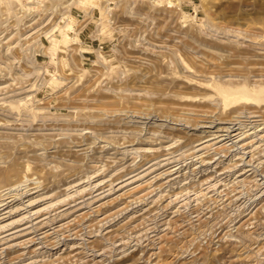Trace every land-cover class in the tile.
Instances as JSON below:
<instances>
[{
    "label": "rangeland",
    "instance_id": "obj_1",
    "mask_svg": "<svg viewBox=\"0 0 264 264\" xmlns=\"http://www.w3.org/2000/svg\"><path fill=\"white\" fill-rule=\"evenodd\" d=\"M0 51V264H264V99L214 92L264 0H0Z\"/></svg>",
    "mask_w": 264,
    "mask_h": 264
},
{
    "label": "bare ground",
    "instance_id": "obj_2",
    "mask_svg": "<svg viewBox=\"0 0 264 264\" xmlns=\"http://www.w3.org/2000/svg\"><path fill=\"white\" fill-rule=\"evenodd\" d=\"M67 3V2H66ZM70 2H68V4H69ZM29 26V25H28ZM30 27V26H29ZM31 28V27H30ZM51 28V27H50ZM11 38H12V36H11ZM10 38V39H11ZM67 38H68V36H64V40L63 41H66L67 40ZM6 49V48H5ZM9 49V48H8ZM11 49V48H10ZM9 49V50H10ZM6 52V51H5ZM9 52V51H8ZM0 53H1V51H0ZM1 55V54H0ZM248 56H250V55H248ZM235 57V56H234ZM244 58H247V57H244ZM257 58H259V57H257ZM256 58V59H257ZM5 60V59H4ZM6 63V62H5ZM239 63V62H238ZM237 66L238 65H240V64H236ZM250 65V64H249ZM255 65V64H254ZM253 65V66H254ZM221 66V65H220ZM242 66V65H241ZM256 66V65H255ZM264 66V65H263ZM1 67V66H0ZM6 67V66H5ZM229 67V66H228ZM230 68V67H229ZM228 68V69H229ZM261 68V67H260ZM5 69H7V68H5ZM230 71H231V69H229ZM261 70V69H260ZM232 72V71H231ZM230 72V73H231ZM260 72V71H259ZM262 74V73H261ZM195 82V81H194ZM181 84V83H180ZM178 85V84H177ZM183 85V84H182ZM200 85H202V84H200ZM208 86H209V84H208ZM4 87V86H3ZM211 87V86H210ZM9 88H10V86H9ZM120 88V87H119ZM245 86L244 87H242V88H240L239 90H238V92H237V94H232L230 91H228L226 88H221V87H215L214 88V92L217 94V95H219L220 97H221V100H222V102L223 103H225L227 106H231V107H239L240 108V110L238 109V111L237 112H240L241 111V108H243V106H244V104L245 103H247V102H249V101H252V100H254V101H256V100H261V99H264V87H261V86H258V87H254V88H252V89H248V90H245ZM3 90H4V88H3ZM7 90V89H6ZM78 97V96H77ZM84 98V97H83ZM94 98V97H93ZM161 99H162V97H160ZM164 98V97H163ZM199 98V97H198ZM21 99V98H20ZM27 99V98H26ZM81 99H82V97H81ZM80 99V100H81ZM85 99V98H84ZM90 99V98H89ZM113 99V98H112ZM115 99V98H114ZM113 99V100H114ZM79 100V101H80ZM92 100V99H91ZM100 100V99H99ZM103 100V99H102ZM105 100H106V98H105ZM104 100V101H105ZM134 100V99H133ZM135 100H137V99H135ZM23 101V100H22ZM82 101V100H81ZM93 101V100H92ZM104 101L103 102H100L101 103V108L103 109V108H106V107H104L103 105V103H104ZM116 101V100H115ZM160 101H162V100H160ZM172 101V100H171ZM105 102H108V101H105ZM135 102V101H134ZM213 102H216V99L213 101ZM220 102V101H219ZM20 103V102H19ZM99 103V102H98ZM98 103H96V104H98ZM170 103V102H169ZM21 104V103H20ZM103 104V105H102ZM133 104V103H132ZM159 104H162V105H164V106H166L164 103H159ZM207 104V103H206ZM15 105V104H14ZM72 105V104H71ZM98 105H100V104H98ZM151 105H153V104H151ZM156 105V104H155ZM179 105V104H178ZM239 105V106H238ZM248 105V104H247ZM22 106V105H21ZM154 106V105H153ZM152 106V107H153ZM161 106V105H160ZM163 106V107H164ZM174 106V105H173ZM195 106V105H194ZM254 106V105H253ZM14 107V106H13ZM16 107V106H15ZM78 107H80V106H78ZM86 107V106H85ZM84 106H83V108H85ZM176 107H178V106H176ZM176 107H172L171 106V104H169V108H170V110H172V109H174V108H176ZM181 107V106H180ZM184 107V106H183ZM183 107H182V109H183ZM186 107V106H185ZM190 107V106H189ZM201 107V106H200ZM199 107V108H200ZM208 107V106H207ZM217 107V106H216ZM216 107H214V108H216ZM247 107V106H246ZM82 108V107H81ZM96 108H99V110H100V106H97ZM109 108L110 107H108V112L110 111L109 110ZM117 108V107H116ZM136 108V107H135ZM166 108H167V112L169 111L168 110V107L166 106ZM165 107H164V110L166 109ZM172 108V109H171ZM188 108V107H187ZM186 108V109H187ZM195 108V107H194ZM203 108V107H202ZM214 108H213V110H214ZM253 108V107H252ZM252 108H250V111H252ZM254 108H255V106H254ZM89 109V108H88ZM92 110H94L93 108H91ZM100 110V111H102L103 112V110ZM155 110H156V107L154 108ZM180 109V108H179ZM178 109V110H179ZM192 109V108H191ZM197 109V108H196ZM196 109L194 110V111H196ZM257 109V108H256ZM76 110V109H75ZM96 110H98V109H96ZM106 110V109H105ZM104 110V111H105ZM111 110H112V107H111ZM163 110V111H164ZM175 110V109H174ZM174 110H173V112L171 113V114H173V116H174V114H177L178 113V111H177V113L175 112L174 113ZM198 110V109H197ZM209 110V113H211V109L209 108L208 109ZM212 110V111H213ZM221 110V109H220ZM243 110V109H242ZM248 110V109H247ZM258 110V109H257ZM77 111V110H76ZM176 111V110H175ZM200 111V110H199ZM202 111V110H201ZM204 111V110H203ZM219 111V110H218ZM246 111V110H245ZM263 111H264V108H263ZM89 112V111H88ZM111 112V111H110ZM167 112H165V114L167 113ZM171 112V111H170ZM188 112V111H187ZM193 112V111H192ZM206 112H207V110H206ZM38 113H39V111H38ZM73 113V112H72ZM71 113V114H72ZM182 113V112H181ZM194 113V112H193ZM204 113V112H203ZM246 113H247V111H246ZM263 113V112H262ZM15 114V113H14ZM75 114V113H74ZM79 114V113H78ZM85 114H86V112H85ZM84 114V115H85ZM94 114H96V113H94ZM98 114V113H97ZM102 114V113H101ZM105 114H108V113H105ZM183 114V113H182ZM199 114V113H198ZM207 114V113H206ZM227 114V113H226ZM232 114L235 116V114L232 112ZM250 114H253V112L252 113H250ZM255 114V113H254ZM253 114V115H254ZM41 115V114H40ZM69 114H67V116H68ZM89 115V114H88ZM230 115V114H229ZM252 115V116H253ZM61 116H63V115H61ZM66 116V117H67ZM72 116V115H71ZM93 116V115H92ZM91 116V117H92ZM96 116H98V115H96ZM102 117H103V114L101 115ZM101 116H100V118H101ZM168 116V115H167ZM237 116V115H236ZM262 116V115H261ZM69 117V116H68ZM90 117V118H91ZM186 117V116H185ZM228 117V116H227ZM104 118V117H103ZM189 118V117H188ZM195 118V117H194ZM229 118H231V117H229ZM69 119H70V117H69ZM75 119V118H74ZM79 119V118H78ZM92 119H95V116H94V118H92ZM185 119H187V118H185ZM193 119V118H192ZM81 120V119H80ZM97 120V119H96ZM98 120H99V118H98ZM101 120H103V119H101ZM196 120V119H195ZM75 121V120H74ZM87 121V120H86ZM85 121V122H86ZM100 121V120H99ZM104 121H105V119H104ZM190 121V120H189ZM194 121V120H193ZM73 122V121H72ZM78 122V121H77ZM92 122V121H91ZM191 122V121H190ZM196 122V121H195ZM63 124H65V123H63ZM73 124V123H72ZM76 124V123H75ZM87 124V123H86ZM90 124V123H89ZM92 124V123H91ZM98 125H100L99 123H98ZM63 126V125H62ZM65 126V125H64ZM73 127H75L74 125H72ZM86 126V125H85ZM87 126H88V124H87ZM96 126H97V124H96ZM223 127V126H222ZM95 128V127H94ZM230 129V128H229ZM33 130V129H32ZM78 130V129H77ZM229 131V130H228ZM44 132V131H43ZM46 133V132H45ZM4 134H5V132H4ZM242 134V133H241ZM247 134V133H246ZM35 135V134H34ZM215 135V134H214ZM218 135V134H217ZM228 135V134H227ZM248 135V134H247ZM36 136V135H35ZM44 136V135H43ZM46 136V135H45ZM52 136V135H51ZM56 136V135H55ZM68 136V135H67ZM70 136V135H69ZM72 136V135H71ZM216 136V135H215ZM232 136V135H231ZM39 137V136H38ZM37 137V138H38ZM165 137V136H164ZM246 137V136H245ZM48 138H49V136H48ZM207 138V137H206ZM242 138V137H241ZM264 138V137H263ZM39 139H40V137H39ZM44 139V138H43ZM209 139V138H208ZM211 139V138H210ZM169 140V139H168ZM199 140V139H198ZM216 140V139H215ZM2 141V140H1ZM237 141V140H236ZM244 141V140H243ZM254 141V140H253ZM3 142V141H2ZM6 142V141H5ZM217 142V141H216ZM250 142H252V141H250ZM1 143V142H0ZM215 143V142H214ZM231 143V142H230ZM244 144V143H243ZM250 144H252V143H250ZM255 144V143H254ZM163 145V144H162ZM210 145V144H209ZM208 146V145H207ZM224 146V145H223ZM226 146V145H225ZM157 147V146H156ZM147 148V147H146ZM169 148H170V145H169ZM226 148H227V146H226ZM150 149V148H149ZM154 149V148H153ZM152 149V150H153ZM143 150V149H142ZM146 150H148V149H146ZM170 150H171V148H170ZM149 151V150H148ZM76 152V151H75ZM141 152V151H140ZM79 153V152H78ZM143 153V152H142ZM153 153V152H152ZM52 154V153H51ZM77 154V153H76ZM144 154V153H143ZM146 154V153H145ZM155 154V153H154ZM161 154H162V152H161ZM165 154V153H164ZM43 155H44V153H43ZM75 155V154H74ZM76 156V155H75ZM151 156H152V154H151ZM22 157H24V156H22ZM36 157H38V155H36ZM42 157V156H41ZM45 157V156H44ZM145 157V156H144ZM153 157V156H152ZM168 157V156H167ZM55 158V157H54ZM149 158H150V156H149ZM164 158V157H163ZM19 159H21V157H19ZM147 159H148V157H147ZM176 159V158H175ZM71 160V159H70ZM172 160V159H171ZM170 160V161H171ZM177 160V159H176ZM60 161H61V159H60ZM165 161V160H164ZM203 161V160H202ZM17 162V164L18 163H20V162H18V160L16 161ZM43 162V161H42ZM175 162V161H174ZM22 163V162H21ZM34 163V162H33ZM36 163V162H35ZM56 163V162H55ZM39 164V163H38ZM19 165V164H18ZM23 165V164H22ZM21 165V166H22ZM13 167V166H12ZM12 167H10V169L12 168ZM24 167V166H23ZM9 169V168H8ZM13 169V168H12ZM11 169V171L10 172H14L15 173V171H14V169L12 170ZM18 169H20V168H18ZM16 170V171H19V170ZM7 171V170H6ZM24 171V170H23ZM10 172H8V173H6L3 177H5V179L7 178V177H9V178H11L10 180H13L12 178V176L10 177V175L11 174H14L13 172L12 173H10ZM1 173H2V169H1ZM17 173V175H14V177H17L18 175H19V172H16ZM26 174V173H25ZM29 175V174H28ZM28 175H27V180L29 179V177H28ZM31 175V174H30ZM33 175V174H32ZM31 175V176H32ZM20 176H21V173H20ZM23 176V175H22ZM21 176V178H23ZM25 176V175H24ZM0 178H1V176H0ZM25 179V178H24ZM3 179H1V181H2ZM8 180V179H7ZM16 180H18L19 181V178L17 177V179ZM26 180V179H25ZM18 181H15L16 183H18ZM21 181V180H20ZM23 181V180H22ZM8 183V181H6L5 180V183ZM9 182H11V181H9ZM13 182H14V180H13ZM14 182V183H15ZM1 183H3V182H1ZM7 183H6V185H7ZM11 185H12V183H11ZM5 186V185H4ZM39 193V192H38ZM15 199V198H14ZM29 203V202H28ZM30 204H32V202H30ZM7 205V204H6ZM15 209V207L13 208V210ZM10 210V209H9ZM17 210H18V208H17ZM7 212V211H6ZM12 212V211H11ZM9 215V214H8ZM6 216V215H5ZM3 217V216H2ZM44 224V223H43ZM42 224V225H43ZM3 226V225H2ZM7 227V226H6ZM4 229V228H3ZM1 231V230H0ZM4 240V239H3ZM7 240V239H6ZM10 240V239H9Z\"/></svg>",
    "mask_w": 264,
    "mask_h": 264
}]
</instances>
